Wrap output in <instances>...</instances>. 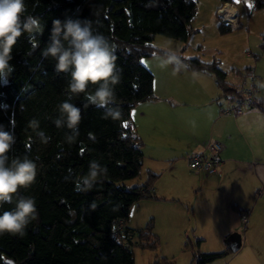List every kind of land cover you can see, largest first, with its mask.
Segmentation results:
<instances>
[{
    "label": "trees",
    "instance_id": "16d2710c",
    "mask_svg": "<svg viewBox=\"0 0 264 264\" xmlns=\"http://www.w3.org/2000/svg\"><path fill=\"white\" fill-rule=\"evenodd\" d=\"M223 3L232 0H221ZM25 16L39 17L44 25L42 36L22 35L13 47L14 66L7 83L0 82V125L12 130L16 143L10 156L27 154L37 164L35 182L21 188L18 195L34 197L37 218L23 235H0V264L6 258L16 264H134L131 237L134 229L124 225L121 240L115 224L127 222L131 206L143 198H158L149 187L158 174L149 172L147 180L128 185L126 180L139 176L142 167V141L127 124L132 107L155 97L153 72L142 58L168 49L154 46L156 34L181 40L176 52L181 63L194 70L211 72L225 94L239 97L241 91L226 81V72L214 58L203 61L184 55L191 35L195 0H24ZM226 5H231L226 3ZM253 9H264V0H253ZM66 18L91 21L95 32L102 34L115 49L120 83L115 86L119 119L105 118V110L91 105L81 94L72 102L81 109L78 136L72 144L65 142L68 129H58L53 120L58 105L67 99L68 73H58L51 57L43 59L52 21ZM219 30L230 31L222 21ZM38 45V46H37ZM260 47L264 51V32ZM94 89L95 86L91 85ZM264 112V102L253 100ZM33 118L39 130L50 138L42 143L28 127ZM95 160L107 169L94 186L81 191L78 176L86 175L89 162ZM13 204L0 207V214ZM121 221V222H120ZM153 220L139 230L137 245L155 250L159 239L152 233ZM201 241L187 238L192 247ZM229 248L203 252L193 250L190 264H207L226 255ZM167 259L153 264H167Z\"/></svg>",
    "mask_w": 264,
    "mask_h": 264
},
{
    "label": "crops",
    "instance_id": "0c3cea01",
    "mask_svg": "<svg viewBox=\"0 0 264 264\" xmlns=\"http://www.w3.org/2000/svg\"><path fill=\"white\" fill-rule=\"evenodd\" d=\"M241 1L245 0L225 2L231 4L227 7H234L239 21ZM222 4L221 0H215L213 9L216 11ZM250 5L253 10V0ZM250 14L251 11L243 16L244 22L241 21L248 24V30L230 29L232 34L242 30L247 47L251 46V37L256 34ZM216 23L219 25L218 19ZM182 45L183 42L180 48ZM201 46L198 44V48ZM187 50L185 48L183 53ZM145 58L157 66L158 61L153 56ZM148 68L154 74L155 97L134 105L129 123L143 143L142 183L149 172L158 174L150 187L158 198H143L134 203L130 211L141 202L149 207L159 206L149 219L153 220L152 233L156 234L154 231L160 228L161 236L170 244V252L161 254L168 257L167 264L191 263L193 252L186 245L187 238L201 239L199 251H211L203 245L216 239L223 245L214 251H221L229 248L225 239L233 231L242 234L240 248L237 251L229 249L226 255L207 264H264V112L251 105L241 114H222L220 106L231 96L222 92L211 72L188 66L177 70L174 65ZM220 68L226 72L229 84L238 90L244 87L248 67L241 68L242 71ZM254 69L261 87L264 74H258L257 67ZM254 99L264 102L256 96ZM211 139L221 142L219 171L212 175L191 171L187 177L179 176L181 162L188 164V157ZM142 183L126 181L128 185ZM129 220L130 213L127 222L122 224L132 228ZM175 233L181 239H177ZM141 249L147 255L146 264L161 261V249ZM135 259L134 264H137Z\"/></svg>",
    "mask_w": 264,
    "mask_h": 264
},
{
    "label": "clouds",
    "instance_id": "9594fccd",
    "mask_svg": "<svg viewBox=\"0 0 264 264\" xmlns=\"http://www.w3.org/2000/svg\"><path fill=\"white\" fill-rule=\"evenodd\" d=\"M25 12L24 0H0V82L5 84L14 71L10 61L14 58L12 51L18 39L24 34L35 39L44 32L40 18L30 14L25 16ZM41 55L43 59L51 57L55 61L56 72L70 75L67 99L58 105L59 114L53 120L58 129H68L66 143L76 141L82 119L81 109L72 102L74 97L83 94L91 105L105 110V118H120L115 86L120 83L121 75L117 69L115 49L107 38L93 30L91 21L54 19ZM153 58L161 67L174 65L177 70L187 67L181 64L180 58L171 49L163 55L154 53ZM91 85L95 88H90ZM39 123L33 118L28 127L46 144L50 138L39 130ZM15 143L14 132L0 125V207L15 205L0 214V235H23L27 226L37 218L34 197L18 195L21 188H28L35 182L37 164L27 154L10 156ZM106 172V168L92 160L88 173L78 176L76 183L81 191H87Z\"/></svg>",
    "mask_w": 264,
    "mask_h": 264
},
{
    "label": "rangeland",
    "instance_id": "374dc122",
    "mask_svg": "<svg viewBox=\"0 0 264 264\" xmlns=\"http://www.w3.org/2000/svg\"><path fill=\"white\" fill-rule=\"evenodd\" d=\"M197 2L196 13L190 22V30L191 35L186 44L187 53H184L188 57H197L203 61H212L214 58L220 63L219 66L223 67H232L234 70H240L243 67H257L258 74H264V51L260 47L261 44V33L264 32V9H251L250 3L252 0H245L239 2L240 12H241V21H243V16H248V13L251 11L252 21H254L253 28L256 30V34L251 37V46L247 47L245 42V36L241 31L233 32L226 31L222 33L219 30V26L216 23V19L221 22V17L217 13V9H213V3L215 0H195ZM219 4V3H218ZM221 4V3H220ZM254 11V12H253ZM239 15V14H238ZM246 20V19H245ZM240 21V22H241ZM244 22V21H243ZM242 23V22H241ZM255 25H257L255 27ZM197 26V27H195ZM263 26V29L261 27ZM258 27V28H257ZM248 24L242 23L241 27L232 28V30L243 29L248 30ZM252 28V26H251ZM260 28V29H259ZM230 32V33H229ZM254 34V32H253ZM243 41V45L241 44ZM181 40L174 39L163 34H156L152 44L157 47L171 49L175 52H180ZM198 44H202L200 48H198ZM151 59V58H150ZM145 61V63H144ZM142 63L146 67H161L159 66V62L157 66L151 65V62L147 60L145 57L142 58ZM164 67H171V65H167ZM247 74L245 73V76ZM257 75V73H256ZM251 80L246 77V82L244 87L247 88L250 85ZM256 88L254 90V96L258 99L262 98L264 100V82H261V87L259 85V80L257 82V78L255 80ZM224 93V92H223ZM225 94V93H224ZM231 96V95H230ZM227 103V102H226ZM225 103V104H226ZM188 164L182 163L178 166V174L179 176L187 177V174L191 172L190 169L187 168ZM145 168L143 167L139 176L126 180L128 183L137 184L138 182L142 183V175L144 174ZM159 206H148L145 202H141L139 206L135 205L130 211V220L129 224L134 229V234L131 237L132 249L134 251V259L137 264H146L147 255L143 254V251L137 243L139 242L138 232L141 228H143L148 220H150V216L152 214L157 213V209ZM124 225L122 223H116L115 229L118 230V234L121 240H126L124 236ZM158 231V232H157ZM155 236L159 239L160 245L157 249H161L157 251L160 254L161 261L162 259H168L165 257L166 254L170 252V244L168 240L161 236V229H156ZM178 234L175 233V237L178 239ZM188 235L193 239L192 233L188 231ZM161 236V237H160ZM164 238V240L162 239ZM163 243H162V240ZM181 239V237L179 238ZM187 241V240H186ZM193 243L196 242V239L192 240ZM223 243H218L216 239L210 241L208 244L203 245L204 249H208L211 251L219 250ZM189 249L193 252V250L198 249L199 245L193 244L192 247L189 246ZM203 252H210L203 250ZM164 256V257H161Z\"/></svg>",
    "mask_w": 264,
    "mask_h": 264
},
{
    "label": "built area",
    "instance_id": "2783aa9c",
    "mask_svg": "<svg viewBox=\"0 0 264 264\" xmlns=\"http://www.w3.org/2000/svg\"><path fill=\"white\" fill-rule=\"evenodd\" d=\"M225 4L226 3H223L217 8V13L221 17L222 22L231 30L232 28L241 27L242 23L238 19V13L234 9L233 11L226 9ZM246 74L251 80L249 87H243L240 90L241 95L239 97H231L227 100L226 104L221 105L220 111L222 114H241L245 109L251 106L254 100V90L256 88V73L254 67H249ZM127 126L135 132V128L132 124L128 123ZM220 149L221 142L217 139H211L201 150L192 153L188 157L189 169L195 173L203 172L206 175L217 173L221 164ZM149 190H151L150 187ZM244 219L246 220L247 217L244 216ZM115 233L118 234V230H116Z\"/></svg>",
    "mask_w": 264,
    "mask_h": 264
},
{
    "label": "water",
    "instance_id": "95a60500",
    "mask_svg": "<svg viewBox=\"0 0 264 264\" xmlns=\"http://www.w3.org/2000/svg\"><path fill=\"white\" fill-rule=\"evenodd\" d=\"M225 242L231 251H237L242 244V234L238 231H233L226 237ZM6 264L16 263L14 260L6 258Z\"/></svg>",
    "mask_w": 264,
    "mask_h": 264
},
{
    "label": "bare ground",
    "instance_id": "6f19581e",
    "mask_svg": "<svg viewBox=\"0 0 264 264\" xmlns=\"http://www.w3.org/2000/svg\"><path fill=\"white\" fill-rule=\"evenodd\" d=\"M225 7H226V9H228V10H230V11H231V10L233 11V9H234V7H233V9H232V8H229V6L227 7L226 4H225Z\"/></svg>",
    "mask_w": 264,
    "mask_h": 264
}]
</instances>
